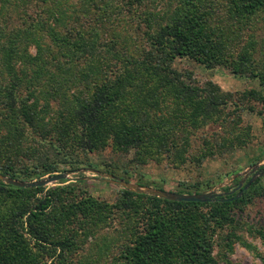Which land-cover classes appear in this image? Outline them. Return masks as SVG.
<instances>
[{
  "label": "trees",
  "instance_id": "1",
  "mask_svg": "<svg viewBox=\"0 0 264 264\" xmlns=\"http://www.w3.org/2000/svg\"><path fill=\"white\" fill-rule=\"evenodd\" d=\"M145 1L0 0V70L14 76L0 85V173L40 179L95 166L90 154L107 148L133 152L137 164L181 165L247 142L226 117L232 94L212 80L194 81L175 62L190 58L258 78L263 88L245 97L264 105V55L255 57L264 0H154L158 9ZM18 61L33 67L29 78L23 70L32 86L26 97ZM213 124L224 129L222 144L208 135ZM197 141L200 152L191 155ZM259 181L213 201L120 189L110 203L70 184L20 187L0 179V264H219L215 246L232 250L241 240L233 232L238 213L264 199ZM257 232L264 239V228ZM89 240L94 247L84 252Z\"/></svg>",
  "mask_w": 264,
  "mask_h": 264
},
{
  "label": "rangeland",
  "instance_id": "2",
  "mask_svg": "<svg viewBox=\"0 0 264 264\" xmlns=\"http://www.w3.org/2000/svg\"><path fill=\"white\" fill-rule=\"evenodd\" d=\"M145 2L149 8H159L158 2L155 3L154 0H146ZM13 3L11 2L5 7L7 15L12 14ZM94 11L97 12V10ZM132 18L133 15H129L127 19ZM10 21L16 24L18 22L17 15H14ZM123 25V23L120 24L118 28H122ZM256 26L255 34L258 44L256 46L257 52L255 53V57L259 60L264 55V12H262ZM126 27L129 29V33L135 34L133 27ZM8 31V28L5 29L7 35ZM5 38L4 40H6ZM6 42L8 43L9 41ZM29 51L32 54H36L34 45L29 47ZM16 65V75L22 77V86L19 92L26 97L29 88L32 86L24 78L25 74L23 70H27L29 73L27 78H29L32 75L33 67L28 65L24 68L19 64V61ZM175 66L182 71L191 73L194 81L204 83L207 80H212L224 91L232 94L234 102L227 104L225 112H229L230 115L228 114L226 117L230 120L232 119L231 125L233 122H238L240 127L238 129L239 134L247 136V142L237 144L234 148H225L222 153L216 152L212 156L203 158L201 162H198L195 158H188L181 165L153 158L147 159L144 164H137L132 160L134 157L133 152L128 154L115 153L111 148H107L101 152L90 154V158L95 166H88L86 164L75 170L63 167L61 171L47 174L42 179L51 175L70 172L67 178L43 186L51 187L70 184L74 185L75 189L76 187L82 188L99 199L113 203L116 201L120 189L127 188L111 181L108 176L110 174L134 184L152 186L156 189L176 193L231 192L230 194L233 193L237 196L241 193L242 186L244 184L247 185L252 178H254L252 183L259 179V183L264 185V172H262L264 169V105L261 102H255L253 99L247 101L245 97V94L249 90H260L263 88L259 79L248 74L234 73L229 67L224 65L209 67L190 58H178ZM12 76L8 72V68H2L0 70V85L7 84L9 80L14 79V76ZM41 86L44 85L37 83L36 88ZM37 91L39 92V89ZM240 99H243L244 102H241ZM41 102H44V99H41ZM239 102L242 103L240 107L237 106ZM50 108L54 112H57L59 106L53 102ZM206 130L208 131V135H213L217 139L224 129H222V126L219 127L213 124L207 127ZM231 131L232 126L223 135L231 137L232 135L229 134ZM221 142V139L218 138L213 143L222 144ZM227 146L226 144L223 147ZM201 147L202 144L200 142H195L193 148L190 150L191 155L192 153H199ZM108 168L114 170L115 173L108 172ZM40 179L34 178L29 181ZM193 185L199 186L198 192L195 191L196 187ZM238 218V225H236L235 231H232L236 232L241 240L234 242L232 250L224 251L220 245L215 246L214 253L219 264H264L261 257L264 256V239L257 232L258 229L264 228V199L262 197L254 198L248 206L238 213ZM116 230H111V232L113 231L111 235L114 242L118 243L119 235ZM228 232H231V229ZM91 246L94 247V244L89 240L85 245L86 250L84 252H88Z\"/></svg>",
  "mask_w": 264,
  "mask_h": 264
},
{
  "label": "water",
  "instance_id": "3",
  "mask_svg": "<svg viewBox=\"0 0 264 264\" xmlns=\"http://www.w3.org/2000/svg\"><path fill=\"white\" fill-rule=\"evenodd\" d=\"M92 170V169H91ZM264 172V169L262 170ZM70 172L65 173H59L55 175H51L46 178H41L40 180L35 181H25L20 179H15L10 176L4 175L0 173V179H2L5 183L13 184L20 187H36V186H43L47 185L51 182L58 181L63 178H67L69 176ZM110 177V180L122 185L124 188H127L131 191L140 192V193H146L150 195H155L158 197L170 199V200H184V201H213L218 198V196H224L225 194H230L231 192H225V193H212V192H205V193H176L172 191H166L161 189H156L152 186H146V185H138L131 182H128L122 178L115 177L114 175H108ZM254 178H252L245 188H248L250 184L252 183ZM243 193V190L240 194ZM239 194V195H240ZM237 195V196H239Z\"/></svg>",
  "mask_w": 264,
  "mask_h": 264
}]
</instances>
